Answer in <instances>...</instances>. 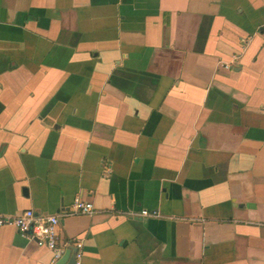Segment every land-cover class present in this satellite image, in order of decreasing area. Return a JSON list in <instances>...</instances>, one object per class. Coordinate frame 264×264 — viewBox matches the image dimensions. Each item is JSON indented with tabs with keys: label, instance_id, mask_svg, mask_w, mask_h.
Listing matches in <instances>:
<instances>
[{
	"label": "crops",
	"instance_id": "crops-1",
	"mask_svg": "<svg viewBox=\"0 0 264 264\" xmlns=\"http://www.w3.org/2000/svg\"><path fill=\"white\" fill-rule=\"evenodd\" d=\"M28 210L84 264H264V0H0V217ZM56 261L0 227V264Z\"/></svg>",
	"mask_w": 264,
	"mask_h": 264
},
{
	"label": "built area",
	"instance_id": "built-area-1",
	"mask_svg": "<svg viewBox=\"0 0 264 264\" xmlns=\"http://www.w3.org/2000/svg\"><path fill=\"white\" fill-rule=\"evenodd\" d=\"M72 213L92 215L95 213V208L91 203L76 199L72 206ZM151 214L155 215V212H152ZM151 214L146 211L142 213L143 216ZM59 224L60 218L58 216H38L32 210H28L15 218L0 217V227L11 225L14 226L22 236L37 238L41 245H46L54 252L55 260H59L65 251L59 244ZM71 244L78 249L76 264H83V242L73 240Z\"/></svg>",
	"mask_w": 264,
	"mask_h": 264
},
{
	"label": "water",
	"instance_id": "water-1",
	"mask_svg": "<svg viewBox=\"0 0 264 264\" xmlns=\"http://www.w3.org/2000/svg\"><path fill=\"white\" fill-rule=\"evenodd\" d=\"M78 200L83 201L81 199H78ZM86 203H88V202H86ZM95 210H96V208H95ZM23 237H25V236H23ZM27 238H32V239H34V240H36V241L39 242V240L37 238H33L31 236L30 237H27ZM77 253H78L77 247L74 246L73 244H70L67 247L66 251L64 252L63 256L59 260H57L55 262V264H76V256H77ZM82 255H83V257H82V262H83V258H84V244H83V249H82Z\"/></svg>",
	"mask_w": 264,
	"mask_h": 264
},
{
	"label": "flooded vegetation",
	"instance_id": "flooded-vegetation-1",
	"mask_svg": "<svg viewBox=\"0 0 264 264\" xmlns=\"http://www.w3.org/2000/svg\"><path fill=\"white\" fill-rule=\"evenodd\" d=\"M150 213V212H149ZM151 214V213H150ZM146 217H149V218H160L161 217V215L158 213V212H155V215H148V216H146Z\"/></svg>",
	"mask_w": 264,
	"mask_h": 264
}]
</instances>
